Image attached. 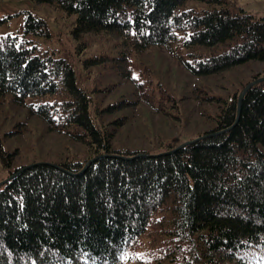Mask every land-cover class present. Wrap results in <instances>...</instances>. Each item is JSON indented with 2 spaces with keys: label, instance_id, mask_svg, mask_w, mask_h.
<instances>
[{
  "label": "trees",
  "instance_id": "obj_1",
  "mask_svg": "<svg viewBox=\"0 0 264 264\" xmlns=\"http://www.w3.org/2000/svg\"><path fill=\"white\" fill-rule=\"evenodd\" d=\"M34 1L74 15L85 69L113 70L130 87L107 101L105 81L82 85L66 57L32 38L49 33L40 17L28 14L20 34L0 35V110H23L15 128L0 131V181L14 174L0 184V264H264V79L237 112L245 83L264 75V17L234 0H199L205 8L184 7L188 0ZM88 36L108 46L87 54ZM148 48H161L186 76H165L170 67L161 75L141 59ZM250 61L262 63L261 73L231 89L211 85ZM190 103L211 125L187 140L220 132L178 148L182 141L152 150L149 137L145 147L116 144L136 108L169 129ZM31 117L85 152L19 161L2 136L23 132Z\"/></svg>",
  "mask_w": 264,
  "mask_h": 264
},
{
  "label": "rangeland",
  "instance_id": "obj_2",
  "mask_svg": "<svg viewBox=\"0 0 264 264\" xmlns=\"http://www.w3.org/2000/svg\"><path fill=\"white\" fill-rule=\"evenodd\" d=\"M234 2L247 12L258 17H264V0H234ZM184 7L205 8L208 7V4L199 0H188ZM28 14L44 19L49 31L48 35L32 34V38L35 39L40 47L53 49L57 55L66 57L72 63L78 81L82 85L90 88L92 84H101L102 80L105 81L106 86L111 90L107 94V101L125 93L130 87L129 83L125 82L123 77L114 73L113 70L93 67L90 68L91 72L81 65L82 54L76 51V40L72 37L70 31L73 25L74 15H68L49 3L36 2L34 0H0V35L6 33L20 34ZM88 37L89 45L86 49L87 54H93L95 51L104 50L108 46V41L101 37ZM163 56H166V54L161 48H148L141 59L155 66L157 69L160 67L162 71L161 75L165 72L166 67H170L171 71L165 72V76H174L173 73H175L176 77L177 75L186 76L168 60L163 61ZM261 67V62H247L230 69L222 76H218L215 79L213 78L214 81H212L211 85L217 82L222 83L228 89L234 88L239 82L244 83L253 75L261 73ZM193 81H196V79H193ZM208 82L210 83V81ZM97 96H101V94ZM103 102H105V100ZM183 108L181 120L175 123H168L171 125L169 129L163 127L161 122H159V116L152 113L148 108L145 107L142 109L145 111L143 114H141V110H138L139 108H136L133 111V117H130V121H128L117 133L116 144L132 148L145 147L149 142L145 141V139L147 140L149 137L155 140V143L150 142L149 147L152 150H156L159 147V143L183 142L211 125V121L205 120L206 117L199 116L192 103H190V106L185 105ZM22 111V108L18 106L16 108L4 106V108L0 110V131L2 134L7 128H15L14 122L23 118ZM208 111L212 114L214 108L210 107ZM32 118L33 117L28 120L30 124L23 132L20 131V133L2 136L3 144L6 149H17L16 156L19 161H29L40 158V156L44 155L47 151L56 153L58 156L71 155L75 152L80 156L83 151L85 152L84 147L78 142L72 141L55 132L45 131L43 123ZM148 121L152 122V131L150 132L147 129L146 122ZM123 138H127V140ZM159 139L161 140L158 141ZM261 148L264 150V146ZM47 153L50 154V152ZM1 170L2 168L0 165V171ZM3 175H5V173L1 172L0 176Z\"/></svg>",
  "mask_w": 264,
  "mask_h": 264
},
{
  "label": "water",
  "instance_id": "obj_3",
  "mask_svg": "<svg viewBox=\"0 0 264 264\" xmlns=\"http://www.w3.org/2000/svg\"><path fill=\"white\" fill-rule=\"evenodd\" d=\"M263 79H264V75L258 76L257 78H253L252 80L248 81V82L243 86V88H242L241 91L239 92V94H238V98H237V112H239L240 102H241V99H242L244 93L246 92V90H247L250 86H252L253 84H255V83H257V82H259V81H261V80H263ZM218 132H220V131H215V132H209V133L201 134V135H199V136H197V137H195V138H193V139H189V140H185V141H183L182 143H180L179 145H177L175 148L181 147V146H183V145H185V144H187V143H190V142H192V141H195V140L201 139V138H203V137H205V136H210V135L216 134V133H218ZM46 163L54 164V163H52V162H46ZM28 165H29V164L24 165V166L21 167L18 171L22 170L24 167H27ZM55 165H56V164H55ZM18 171H17V172H18ZM13 175H14V174H11V175H9L8 177H6V178H4L3 180H1V181H0V184H1V183H4L5 181H7V180H8L10 177H12Z\"/></svg>",
  "mask_w": 264,
  "mask_h": 264
}]
</instances>
